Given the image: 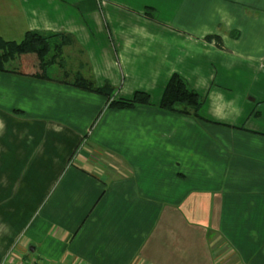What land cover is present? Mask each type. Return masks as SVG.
I'll return each instance as SVG.
<instances>
[{
  "label": "crops",
  "instance_id": "0c3cea01",
  "mask_svg": "<svg viewBox=\"0 0 264 264\" xmlns=\"http://www.w3.org/2000/svg\"><path fill=\"white\" fill-rule=\"evenodd\" d=\"M32 31L74 42L0 72V259L264 264V0H0V39ZM173 73L202 119L159 108ZM76 74L151 103L101 112Z\"/></svg>",
  "mask_w": 264,
  "mask_h": 264
},
{
  "label": "trees",
  "instance_id": "16d2710c",
  "mask_svg": "<svg viewBox=\"0 0 264 264\" xmlns=\"http://www.w3.org/2000/svg\"><path fill=\"white\" fill-rule=\"evenodd\" d=\"M145 15L153 18V10L145 9ZM73 42L70 35L40 31L30 32L20 44L0 39V72L23 73L15 65L11 66L13 65L11 62L16 59L21 61V55L19 54L23 53L24 56L27 54L26 57L30 59L39 58L37 62L36 60L29 62L23 59V62L27 61L31 70L35 71L33 75L48 78L47 71L49 67L55 63H60L58 60L62 59L63 48ZM68 78L61 79V82L105 96L106 102L101 112L104 109L135 108L138 105H149L151 103L148 93L141 90H136L131 97L125 98L113 95V88L109 83L97 86L93 79H86L78 74L73 78ZM202 103L203 97L188 84L186 79L177 73H173L165 86L158 106L165 111L202 119L198 113ZM101 112H99L93 123L99 118Z\"/></svg>",
  "mask_w": 264,
  "mask_h": 264
},
{
  "label": "rangeland",
  "instance_id": "374dc122",
  "mask_svg": "<svg viewBox=\"0 0 264 264\" xmlns=\"http://www.w3.org/2000/svg\"><path fill=\"white\" fill-rule=\"evenodd\" d=\"M19 55H21V61H18V59H16L15 61L11 62L13 64L11 66L15 65L19 69H22V68L26 69V67H25L26 64H25V62H23V59H25V60L28 59V61L36 60V62L39 59V58H36V57H34L35 59H30V58L26 57V55L24 56L23 53H20ZM28 55H34V54H28ZM58 61H60V65H61L62 60H58ZM57 65H59V63H55L54 65H51L49 67V69L47 71L48 75L52 76L55 73H59V67ZM29 66H30V64L28 65V68H31ZM22 234H24V232L21 233L20 235H22ZM17 238L18 237L13 239V241L11 243V246L8 249L9 251L10 250H13V251H11L10 254H9V251L7 250L6 254L1 257V259H0L1 261L5 260V262H7L8 264H12V263L15 264L16 263L17 259L13 258V253H17L18 252L17 249L19 248V245H17V243H18ZM33 245L34 244H32L30 242L29 245H27L25 247L26 250H27L25 254H26V257H28V259H30L31 256L36 259V263L33 261L34 264H70L71 263V262H69V261H67L65 259H62V260L61 259H56V257H52V255H50L48 253L42 254L43 252H41L39 249L35 250V252H31L30 248L33 247Z\"/></svg>",
  "mask_w": 264,
  "mask_h": 264
},
{
  "label": "built area",
  "instance_id": "2783aa9c",
  "mask_svg": "<svg viewBox=\"0 0 264 264\" xmlns=\"http://www.w3.org/2000/svg\"><path fill=\"white\" fill-rule=\"evenodd\" d=\"M0 264H8L7 262H5V260H2L1 262H0ZM12 264H14V263H12ZM15 264H34L33 262H29V261H20V262H17V263H15Z\"/></svg>",
  "mask_w": 264,
  "mask_h": 264
},
{
  "label": "water",
  "instance_id": "95a60500",
  "mask_svg": "<svg viewBox=\"0 0 264 264\" xmlns=\"http://www.w3.org/2000/svg\"><path fill=\"white\" fill-rule=\"evenodd\" d=\"M31 249H33V248H31Z\"/></svg>",
  "mask_w": 264,
  "mask_h": 264
}]
</instances>
